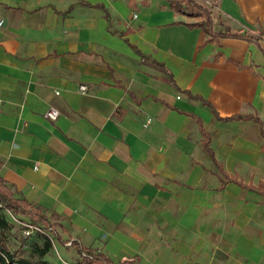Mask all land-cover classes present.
<instances>
[{"label": "crops", "instance_id": "crops-1", "mask_svg": "<svg viewBox=\"0 0 264 264\" xmlns=\"http://www.w3.org/2000/svg\"><path fill=\"white\" fill-rule=\"evenodd\" d=\"M195 1L259 44L206 43L166 0H0V176L115 264H264V194L219 190L197 118L153 99L199 117L225 171L264 187L260 125L212 111L264 128V0ZM216 198L237 210L230 246L200 227Z\"/></svg>", "mask_w": 264, "mask_h": 264}, {"label": "trees", "instance_id": "trees-1", "mask_svg": "<svg viewBox=\"0 0 264 264\" xmlns=\"http://www.w3.org/2000/svg\"><path fill=\"white\" fill-rule=\"evenodd\" d=\"M169 3L170 8L181 15L188 16L190 18H196L199 22L196 24L198 27H201L204 32L210 36L209 39L206 40V43L214 42L220 38H236L248 41L250 43H257L259 44L260 39L255 37L251 33H243L242 31H232L229 27H225V31H216L215 30V21L214 17L207 8L200 6L195 0H166ZM86 6H92L88 2L83 3ZM71 12V9L68 13ZM223 24V23H222ZM123 33L122 36L126 35ZM129 43V41L127 40ZM130 44V43H129ZM132 48L142 57L146 58L136 45L130 44ZM186 96L195 101H200L205 105L210 106V104L204 100L200 96H194L190 93H185ZM134 97V94L131 93ZM150 98V96L146 97ZM155 101L162 102L166 106L171 109L177 110L182 114H187L197 118L200 131L203 135V146L204 149L207 151L209 157L214 161L218 172L219 177L221 180V185L218 188L222 190L225 186L229 183H236L237 185L249 189L251 191H256L261 194H264V187H255L253 185H245L242 181L238 180L237 176H232L227 173L221 163L218 162L216 159L215 153L210 146V135L206 131L203 121L195 116L194 114H190L184 111H180L175 107L170 106L165 101L159 100L158 98L153 97ZM137 102L141 103V100H137ZM212 111L217 116L218 119L222 120L223 122H231L235 120H253L260 125V131L264 138V128L262 121L253 115L248 116H234L229 118H221L218 116L217 112L212 108ZM4 210L11 213L14 216H26L32 221V224L35 225H45L47 227H51L52 235L55 236L58 240H60L59 231L66 232L62 224V217H60L55 212L51 213L50 218L47 217V212H45L42 208L29 203L25 198H16L13 194V189L7 185V181L4 180L2 176H0V211ZM11 228V224L8 219L0 212V264H54L47 260H44L43 257L48 254V252L53 247V240L49 235H43L45 238L44 246L40 252V258L35 259H25L21 257H17L15 252L10 251L7 246L6 242V235ZM75 244V242L73 243ZM77 244V243H76ZM82 251L86 253L91 258L83 256ZM78 259L73 264H115L107 255L103 254L101 251H95L89 248L81 247L78 245ZM137 258L133 259H124L121 264H136Z\"/></svg>", "mask_w": 264, "mask_h": 264}, {"label": "rangeland", "instance_id": "rangeland-1", "mask_svg": "<svg viewBox=\"0 0 264 264\" xmlns=\"http://www.w3.org/2000/svg\"><path fill=\"white\" fill-rule=\"evenodd\" d=\"M221 199H215V205L211 209V218L209 220H202L200 222L201 229H209L212 233H209V240L217 242V245L230 246L234 243V238L238 234V223L236 219V209L231 207L228 215H226L221 208ZM10 222L11 228L6 235L7 246L10 251L15 252L17 257L25 259H39L40 252L44 246L45 238L42 234H33L29 237L24 236V231L27 225L32 223L29 217L14 216L11 213L1 210L0 211ZM178 213H181L179 210ZM44 226V225H43ZM247 227H245L246 229ZM250 229V227L248 228ZM247 229V230H248ZM260 236L262 231L257 228ZM60 240H58L52 234L50 237L53 240V247L47 255L43 257L54 264H73L78 257V242L70 244V238L60 232ZM77 243V244H76ZM216 248V247H215Z\"/></svg>", "mask_w": 264, "mask_h": 264}, {"label": "built area", "instance_id": "built-area-1", "mask_svg": "<svg viewBox=\"0 0 264 264\" xmlns=\"http://www.w3.org/2000/svg\"><path fill=\"white\" fill-rule=\"evenodd\" d=\"M81 89L82 90L86 89V87L85 86H81ZM56 94L59 95V92H56ZM45 115H46V117L48 119H51L53 121H57L58 118L60 117V112L57 109H55V108H50L46 112ZM33 234H42V235H49L50 236L52 234V229H51V227H47L45 225L44 226L43 225H39V224L35 225V224L30 223V224L27 225V228L24 231V236L25 237H29V236H31ZM76 241H77L76 239H71L70 244H73ZM82 255L91 258V256H88L83 251H82Z\"/></svg>", "mask_w": 264, "mask_h": 264}]
</instances>
